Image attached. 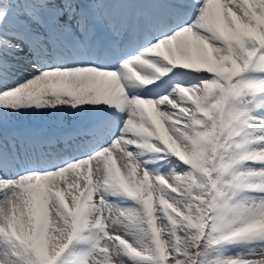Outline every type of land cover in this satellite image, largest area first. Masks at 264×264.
Here are the masks:
<instances>
[{"label":"snow or ice","instance_id":"1","mask_svg":"<svg viewBox=\"0 0 264 264\" xmlns=\"http://www.w3.org/2000/svg\"><path fill=\"white\" fill-rule=\"evenodd\" d=\"M0 264H264V0H0Z\"/></svg>","mask_w":264,"mask_h":264},{"label":"rangeland","instance_id":"2","mask_svg":"<svg viewBox=\"0 0 264 264\" xmlns=\"http://www.w3.org/2000/svg\"><path fill=\"white\" fill-rule=\"evenodd\" d=\"M61 115L62 116H70V114H68V113H62Z\"/></svg>","mask_w":264,"mask_h":264}]
</instances>
